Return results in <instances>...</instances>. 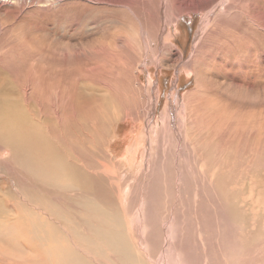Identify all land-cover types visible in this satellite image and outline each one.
Listing matches in <instances>:
<instances>
[{
    "label": "rangeland",
    "instance_id": "1",
    "mask_svg": "<svg viewBox=\"0 0 264 264\" xmlns=\"http://www.w3.org/2000/svg\"><path fill=\"white\" fill-rule=\"evenodd\" d=\"M205 1L0 0V106L47 120L145 264H264V0H215L207 26ZM9 156V215L22 200L47 219ZM50 199L77 228L90 216ZM0 246V264H35Z\"/></svg>",
    "mask_w": 264,
    "mask_h": 264
},
{
    "label": "bare ground",
    "instance_id": "2",
    "mask_svg": "<svg viewBox=\"0 0 264 264\" xmlns=\"http://www.w3.org/2000/svg\"><path fill=\"white\" fill-rule=\"evenodd\" d=\"M207 1L210 2L211 7L205 12L206 16H203L204 26L211 22V16L217 9L216 7L214 9V5L217 4L215 0H206L205 2ZM222 2L223 0H220V4ZM206 35L208 36V33ZM167 50H171V46ZM194 66L191 67V70L198 76L199 84L202 80L200 66ZM1 86L0 93L11 89L8 83L3 81H1ZM12 108L13 106L9 107V105L8 108L0 106V147L10 153L9 158L18 163L24 174L31 176L36 198L30 199L33 204L47 212V219L36 210L23 205L22 200L15 203L16 211L13 210L16 214L15 217L9 215L11 211L5 200L8 199L10 192L9 190L3 192L0 189V240L6 242L7 246L15 253L14 249H16L22 256L23 249L28 247L35 259V264H96V258L99 257L94 256L101 250L106 254L117 256L119 264H145V260L143 262V258L139 257L134 252V247L132 248L131 244L129 245L127 242L126 238L128 237L124 236L120 230L119 222L112 211L106 210L103 204L95 202L93 197L96 196V187L89 181V177L81 169L82 167L76 165L78 163L70 162L59 151L60 149L48 139L47 134L50 128L47 120H42L40 128L39 125H34L35 123L28 119V114L18 108ZM42 116L45 117V114ZM42 126H45L46 130ZM38 127L41 131L38 130ZM33 184L35 185L33 186ZM38 191H41L42 197L37 195ZM54 192L65 195L67 200L78 209V213L87 212V215L88 213L90 215L87 216L89 218L77 219L78 228L72 223L69 224L65 212L59 209L55 203H51L50 198ZM24 195L28 197V195ZM64 201L65 199L62 202ZM65 203L61 204L65 206ZM64 206L59 207L64 209ZM58 222L62 228L57 227ZM89 224L90 228H88ZM83 228L90 229V234L86 235L80 232ZM90 251L92 254L89 253ZM93 253L94 256H92ZM98 255L103 254L98 253ZM109 260L112 262L111 258ZM107 262L105 261V263Z\"/></svg>",
    "mask_w": 264,
    "mask_h": 264
},
{
    "label": "built area",
    "instance_id": "3",
    "mask_svg": "<svg viewBox=\"0 0 264 264\" xmlns=\"http://www.w3.org/2000/svg\"><path fill=\"white\" fill-rule=\"evenodd\" d=\"M2 1V0H1ZM3 1H8V0H3Z\"/></svg>",
    "mask_w": 264,
    "mask_h": 264
}]
</instances>
